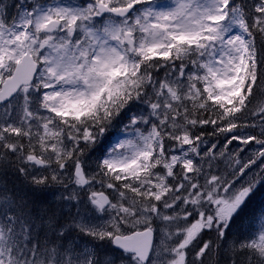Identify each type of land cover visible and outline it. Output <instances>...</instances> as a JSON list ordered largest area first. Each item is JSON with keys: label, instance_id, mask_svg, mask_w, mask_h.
Instances as JSON below:
<instances>
[{"label": "snow or ice", "instance_id": "snow-or-ice-1", "mask_svg": "<svg viewBox=\"0 0 264 264\" xmlns=\"http://www.w3.org/2000/svg\"><path fill=\"white\" fill-rule=\"evenodd\" d=\"M0 264H264V0H0Z\"/></svg>", "mask_w": 264, "mask_h": 264}]
</instances>
